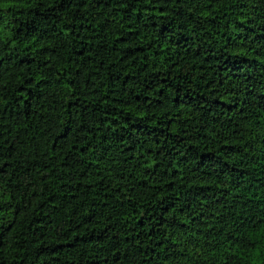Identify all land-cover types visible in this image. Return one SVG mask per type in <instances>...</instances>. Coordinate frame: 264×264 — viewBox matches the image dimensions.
<instances>
[{
	"label": "trees",
	"instance_id": "1",
	"mask_svg": "<svg viewBox=\"0 0 264 264\" xmlns=\"http://www.w3.org/2000/svg\"><path fill=\"white\" fill-rule=\"evenodd\" d=\"M0 264H264V0H0Z\"/></svg>",
	"mask_w": 264,
	"mask_h": 264
}]
</instances>
